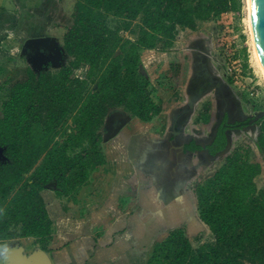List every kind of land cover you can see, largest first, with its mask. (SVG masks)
Wrapping results in <instances>:
<instances>
[{"label":"trees","instance_id":"1","mask_svg":"<svg viewBox=\"0 0 264 264\" xmlns=\"http://www.w3.org/2000/svg\"><path fill=\"white\" fill-rule=\"evenodd\" d=\"M240 5L241 0L75 3L61 41L67 64L54 73L28 69L24 81L11 82L1 103L0 250L11 240L33 238L39 249L52 253L53 225L41 193L54 184L57 199L75 202L91 174L105 164L100 130L111 110L122 108L142 122L160 112L139 72L140 50L169 47L178 28L194 30L198 21ZM108 14L127 25L141 18L137 41H122L107 26ZM81 67H86L83 79L75 76ZM258 123L256 148L264 158V117ZM225 146L219 142L216 152ZM252 153L250 147L229 153L196 188L198 217L213 242L194 248L175 229L154 245L147 264H264V189L254 182L261 165L250 160Z\"/></svg>","mask_w":264,"mask_h":264},{"label":"rangeland","instance_id":"2","mask_svg":"<svg viewBox=\"0 0 264 264\" xmlns=\"http://www.w3.org/2000/svg\"><path fill=\"white\" fill-rule=\"evenodd\" d=\"M15 1L16 0H0V11L3 8L5 9L4 12L1 13L2 16L0 17V28H4L6 30L13 29V38H8L6 34L0 35V64L2 62H7L8 64H17L18 62L22 61H25L26 63L28 53L22 52V46L26 39L32 37L49 36L53 38L54 41H56V39L60 41L61 35L63 36L65 34L66 29L71 24V15L74 10V5L78 0H52L54 3L57 2V5H59V10L56 9L55 11L54 9V17L56 18L53 21L50 20L49 14H46L45 16L44 12V4L49 2L51 5L50 0H42L43 5H41L40 12L36 11V8L30 4L31 0H25V8L29 9L30 7L31 10L34 9L33 13L30 12L32 17L34 18L37 13V15L42 16L43 21L41 22L35 19L33 20L32 18L26 22L25 20L20 22L16 21L15 23H12L11 27L1 25L8 20L4 19L6 15H8V9L9 11L17 13L15 10ZM50 5L49 7H51ZM48 9V12H53V7L52 10H50V8ZM19 16L25 17L23 19H27L26 11L23 9L19 13ZM37 17L40 18V16ZM105 22L108 27L118 33L122 41L135 42L137 41L141 32V18H136L135 20L131 21L129 25H127V21L121 18L113 17L112 14H108L106 15ZM126 26L128 27L126 28ZM34 27L37 28L34 29ZM4 29H0V31H3ZM21 29L23 30V33L26 35V37L24 36L23 38H20V36L17 34L20 33ZM48 29H51L52 31H49ZM14 33L16 38H14ZM16 40L17 44L19 43V54L17 52L14 53L13 51H9V49L13 50L12 48L15 47ZM61 44L59 42L54 44L56 47V53L52 54L53 56L50 58V61L52 59V63L49 62L51 65L46 67L49 69V71H51V73L57 71L55 69L59 67L57 65L58 62H60V56L62 54L64 55ZM195 49H201L207 54L209 64L212 66V70L214 71L215 75H217V71H219L220 76L224 79V81L228 80L227 82L231 84L234 92L238 96H240V93L245 96V100L242 98L243 104H241L240 109L242 108V110L245 112H252L255 109L254 105H264V81L255 64L253 56V47L247 24L246 0H241L240 9L237 11H228L215 18L211 17L203 22L198 21L194 30L178 28L173 43L169 47H163L162 44H159L154 49L140 50L139 53L141 60L139 72L148 79V91L150 92V98L155 103H160V112L149 122H142L136 118L130 117L128 114L120 112L119 110L113 111L110 114L111 116L108 115L107 121L109 122V127L104 130L106 136L105 140L101 142V150L105 157L107 156L112 162L116 164L118 175L121 176L124 181L127 179V177H130L131 179L137 177L136 162L134 158L135 150L132 147H129L130 143H135L138 141V139L143 141L150 139L152 135L162 136L165 131H168L170 128L173 117L187 108V104H185V102L188 98H185V95L187 96L189 79L193 76L192 73L194 72L196 57L192 51ZM51 51L54 52L55 50L52 48ZM65 61L67 64V56H64V62ZM30 62L31 63H29V65H32V67L35 69V73H37L36 68L38 69L41 66H46V63L38 62V59L35 61L32 58V61ZM238 69L241 70V72H239ZM0 72H2L1 68ZM85 73L86 67H81L75 73V76L83 79ZM1 75L2 74H0V116L1 103L6 99L7 91L12 80L16 79L11 74H9V72H7V76ZM234 76L236 77L234 78ZM90 88L95 89V86L91 84ZM208 93L213 94L214 91L209 90ZM206 103L207 100H203L202 103L194 106L191 110H189V116L194 112L195 117L196 113H198L200 109V105H203L204 108L207 105ZM206 110H210V107H207ZM121 115H124L126 119V124L123 126L124 129H121V131L114 137L109 138L108 135L110 134L112 128L111 125L114 122L115 117L117 116L121 118ZM247 131L236 133L239 137L235 141L231 142L232 146L229 153H233L237 149L241 151L248 150V146L252 140L247 139ZM255 154L253 155L252 153L250 155V160L257 162L260 159V155L256 152ZM223 161L224 160L221 159L214 164L197 166L196 170L199 169L198 173L196 174V171L193 173V181L188 185L187 190L195 193L197 186L212 176L223 163ZM187 165L189 164L187 163ZM189 180H191V178ZM254 182L258 189H264V167L261 166V173L254 179ZM53 185L54 184L49 186L50 188L46 190H52ZM135 187L136 185H132L133 189H135ZM59 200L61 201L53 202L54 207H57V210L52 208L54 209L52 210L54 220L58 217L57 213H59V210L63 205L68 207L72 203L70 198ZM79 200L81 205L83 198L79 197ZM71 208L74 211L70 213L69 217H74L73 219H75V217H78L80 210L79 208ZM55 222L56 229L50 242L52 243V241H55L52 249H58L62 246L60 245V242H62L61 239L65 237L63 241L66 240L67 236H65V233L68 230L70 233V229L75 224V222L74 224H72L73 222L68 223L69 221L65 217H61L60 220L58 219ZM182 231L194 248L203 243L213 242L211 233L207 232L205 228L195 226L193 229L187 232L185 230ZM165 237L163 239H165ZM163 239L156 240L150 244V247L143 258L144 264H147L149 261L153 246L156 243L161 242ZM38 248V244L33 238L14 239L9 241L8 245L4 248L7 251L5 257L7 253H11L14 250H18L21 255L27 257ZM49 255L53 261V264H56L55 259L53 258L54 254L50 253ZM62 259V264H83L82 259L67 260V258L63 256ZM4 260L5 258H0V264H4Z\"/></svg>","mask_w":264,"mask_h":264},{"label":"crops","instance_id":"3","mask_svg":"<svg viewBox=\"0 0 264 264\" xmlns=\"http://www.w3.org/2000/svg\"><path fill=\"white\" fill-rule=\"evenodd\" d=\"M50 2L51 5L49 2L44 4V12L45 16L49 14L50 20L53 21L56 18L54 13L56 9L59 10V5L52 0ZM30 4L36 8V11L40 12L43 1L31 0ZM25 7V0H16L15 10L17 13L9 11L7 8L8 15L6 17L8 18L5 17L4 19L8 20L1 25L11 27L12 23L16 21L25 20L26 22L32 19L30 12L33 13L34 9L31 10L30 7L26 9ZM52 7L53 12H48V8L52 10ZM23 9L26 11L27 19L19 16ZM4 10V8L1 9L0 17ZM37 16H40V18ZM34 19L43 21L42 16L37 15V13ZM36 28L34 27V29ZM48 30L52 31L51 29ZM1 34H6L8 38H13V29H4L0 31ZM17 34L20 38L26 37L22 29ZM62 37L61 35L60 41L56 39L55 43L59 42L61 44ZM14 38H16L15 33ZM17 40L15 47L12 48L13 50L9 49V51L18 53L19 43L17 44ZM0 68L2 69V72H0L1 76H7V72H9L16 78L12 82L16 80L24 81L28 69L35 73V69L27 61L26 63L22 61L17 64L2 62ZM156 137L158 136L152 135L150 139L144 141H151L156 139ZM136 146V142H131L129 145L130 148L132 147L135 150L134 158L138 178L131 179L127 177L124 181L118 175L116 164L106 156L105 164L91 174L88 183L78 191L77 195H79H76L75 202L72 201L70 205L74 209L79 208L80 210H78L79 215L75 219L72 216V218L69 217L74 210L70 206L63 205L59 213H57L58 217L56 216L57 218L55 217L56 219L54 220L52 215V210L54 209L52 208L57 210V207H54L53 202H60L61 200L54 196L53 189L44 190L41 193L46 202L49 218L52 221V236L56 229L55 221L60 220L61 217L67 218L68 223L73 222L72 224H74L75 222L70 229V233L69 230L65 233V236H67L66 240L63 241L64 237L61 239L62 242L59 241L60 245H62L60 248L52 249L55 241L50 243L49 248L54 254L53 258L56 264H62V256L66 257L67 260L82 259L83 264H144L143 258L150 244L156 240L163 239L165 236L167 237L172 230L182 229L187 232L196 226L205 228L210 233L208 227L198 217L196 194L187 190L193 179L189 181L187 179L188 182L186 181L182 187L177 188L173 195L162 193L161 185L165 183V179H162L163 182L160 183L159 179L155 178L156 180H154L149 175L139 174L137 170ZM165 177H167V181L171 182L172 179L169 175ZM132 185H136L135 189L132 188ZM79 197L83 198L81 205Z\"/></svg>","mask_w":264,"mask_h":264},{"label":"flooded vegetation","instance_id":"4","mask_svg":"<svg viewBox=\"0 0 264 264\" xmlns=\"http://www.w3.org/2000/svg\"><path fill=\"white\" fill-rule=\"evenodd\" d=\"M54 49L56 50L55 47ZM192 52L196 58L194 72L192 71L193 76L189 79L188 93L187 96L185 95V98H188L185 102L187 108L173 117L170 128L162 136L151 141L138 139L136 142L139 174L149 175L154 180L159 179L160 183L163 182L162 179H165V183L161 185V191L168 195H173L187 179L188 181L190 178L192 180L193 173L195 171L196 174L198 173L197 166L214 164L224 159L232 146L231 134L251 130L255 127L259 128L258 122L260 120L257 123H251V121L258 112L264 111L258 109L260 105L254 104L252 105L255 109L252 112H245L242 108L240 109L241 104H243L242 98L245 100V96L242 93L238 96L231 84L227 82L228 80L224 81L221 76L219 78L215 75L206 53L201 49H195ZM64 56L66 55L60 56L57 71L66 65ZM38 62H44L46 66L40 67L39 65L40 68H36L37 73L49 71L46 67L52 62L43 60ZM209 90L214 91V93H208ZM203 100H207V105L204 108L203 105H200L195 117L194 112L189 116V110L202 103ZM207 107H210V110L207 111ZM116 110L130 115L122 108H115L106 117ZM130 117L132 116L130 115ZM121 129L123 130L124 127ZM104 130L103 122L100 130L102 141L105 135ZM222 141L226 142L224 150L216 152L218 143ZM164 173L166 174L164 175ZM168 175L172 179L171 182L167 181V177H165Z\"/></svg>","mask_w":264,"mask_h":264},{"label":"water","instance_id":"5","mask_svg":"<svg viewBox=\"0 0 264 264\" xmlns=\"http://www.w3.org/2000/svg\"><path fill=\"white\" fill-rule=\"evenodd\" d=\"M248 8L255 49L259 63L264 72V0H248ZM54 44V39L49 36L26 39L22 46V52L28 53L27 63H31L30 61H32V58L35 61L38 59V61L47 60V62H52V59L50 61V58L53 56L52 54L56 53ZM52 48L55 50L54 52L51 51ZM121 116V118L117 116L115 117L114 122L111 125L112 128L110 134L108 135L109 138L114 137L126 124L124 115ZM263 117L264 111L258 112L251 123H257ZM107 118L108 116L104 120L105 129L109 127ZM105 136L106 135H104L103 140H105ZM4 264H53V261L48 253L38 248L27 257L21 255L18 250L7 253Z\"/></svg>","mask_w":264,"mask_h":264},{"label":"built area","instance_id":"6","mask_svg":"<svg viewBox=\"0 0 264 264\" xmlns=\"http://www.w3.org/2000/svg\"><path fill=\"white\" fill-rule=\"evenodd\" d=\"M238 71L239 72H241V70H239L238 69ZM218 72V74H217V76L220 78V74H219V71H217ZM231 73V72H230ZM231 75V74H230ZM236 76H234V78H235ZM246 134H247V139H250V140H252V142L249 144V146L248 147H250V149L254 152V154H255V152L256 153H258V150H257V148H256V140H257V137H258V135H259V128L258 127H255L254 129H251V130H248L247 132H246ZM238 137L239 136H237V134L236 133H232L231 134V136H230V140H231V142H233V141H235L236 139H238ZM229 154V153H228ZM259 154V153H258ZM256 155V154H255ZM260 155V154H259ZM262 167H264V158L260 155V159H259V161H257Z\"/></svg>","mask_w":264,"mask_h":264},{"label":"bare ground","instance_id":"7","mask_svg":"<svg viewBox=\"0 0 264 264\" xmlns=\"http://www.w3.org/2000/svg\"><path fill=\"white\" fill-rule=\"evenodd\" d=\"M246 7H247V24H248L250 40H251L252 47H253V56H254L255 64H256V66H257V68L261 74L263 81H264V72H263V69L261 68V65L259 63L257 52L255 49L254 39H253V32H252V27H251V22H250V14H249V8H248V0H246Z\"/></svg>","mask_w":264,"mask_h":264},{"label":"clouds","instance_id":"8","mask_svg":"<svg viewBox=\"0 0 264 264\" xmlns=\"http://www.w3.org/2000/svg\"><path fill=\"white\" fill-rule=\"evenodd\" d=\"M6 249L0 250V258H5Z\"/></svg>","mask_w":264,"mask_h":264}]
</instances>
